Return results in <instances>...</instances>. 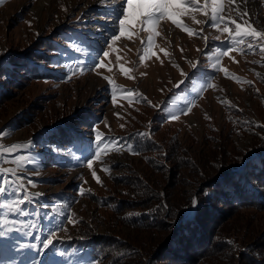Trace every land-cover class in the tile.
I'll use <instances>...</instances> for the list:
<instances>
[{
	"label": "rangeland",
	"instance_id": "374dc122",
	"mask_svg": "<svg viewBox=\"0 0 264 264\" xmlns=\"http://www.w3.org/2000/svg\"><path fill=\"white\" fill-rule=\"evenodd\" d=\"M244 8L241 4L240 11ZM247 9L254 26L264 30L262 0L249 3ZM232 16L235 18V11ZM195 17L201 21L207 18L202 12H196ZM114 20L109 7L99 0H4L0 4V61L12 54L13 48H32L43 37L53 39L63 48L62 53H57L61 54L58 64L49 67L58 80L33 81L14 89L13 97L0 102V129L5 133L14 129L0 139V144L8 146L32 141L30 148L0 156V168L15 169L17 165L13 160L16 156L27 158L22 168L17 169L23 176L21 191L14 193L9 186L10 190L0 195V221L4 222L0 224V264H95L80 246L69 243V233L77 221L87 227L95 225L98 234H114L120 241L135 242L143 235L155 239L157 234L154 231L139 232L122 223L109 227L106 216H111V209L104 208L96 199L116 189L121 191L125 185L133 186L132 174L143 176L144 183L152 190L161 185L155 180L161 177L160 174L149 166L151 161L146 162L147 154L127 150L126 146L131 144L126 136L132 129L145 132L151 127L159 137L175 134L186 155L198 158L206 142L210 147L219 148L227 135L233 147L242 150L248 146L253 132L238 126L239 121L233 115L235 108L238 116H249L258 124L263 121L264 63L256 61L264 59V55L259 51L240 54L233 50L229 56L221 57L219 66L214 69L211 64L215 62V49L226 50L222 41L227 34L209 25L197 24L191 16H186L182 18L183 22L195 31L203 29L202 34L190 37L170 21H162L156 30L160 35L153 34L151 45L157 55L149 54L141 63L139 56L148 47L142 44V39H146L149 33L138 31L136 18L130 17L126 21L124 37L111 42L112 46L108 47L106 41H111L114 34L119 35L118 21L113 23ZM129 35L132 39L128 38ZM217 36L220 39H216ZM77 47L82 50L78 51ZM102 50L108 51L109 57H103ZM97 53L100 54L97 62L103 60L107 67L97 69L92 64V56ZM57 54L52 55L56 57ZM209 56L213 58L209 59ZM197 61V75L180 89H173V85L183 79L181 70L191 73V63ZM121 65L135 71L122 72ZM220 68L231 76L225 77ZM105 77L113 80L116 86L115 104L113 85ZM206 81L213 87H207ZM120 87L136 92V99H125L128 93L120 92ZM165 100L168 101L165 110L154 107ZM189 102L190 111L185 109L188 114H180L179 110ZM85 107H90L98 119L92 128L79 130L85 140L84 146L95 148L97 134L118 141V144L107 145L109 151L102 159L94 160L91 170L84 157L91 159L92 156L80 151L81 144L78 143L74 150L60 153L51 149L55 152L52 156L47 150L51 146L45 138L59 117L73 115ZM169 112L178 114L179 119L170 120ZM156 122L158 127L154 126ZM121 145L124 146L122 150H115ZM93 170L100 183L93 178ZM189 172L180 174L185 183L177 185L174 190L176 195L181 191L189 193L187 198L192 199L194 194L190 192L197 181L190 182L195 177ZM165 180L164 184L167 183ZM81 189L85 193L91 192V196L80 195ZM171 189L168 185L164 187L166 191ZM25 191L31 201L14 210L15 201L22 199ZM70 214L75 224L69 222ZM251 224L264 235V211L256 213ZM53 233L52 249L37 255L35 250L26 247L40 245L41 240Z\"/></svg>",
	"mask_w": 264,
	"mask_h": 264
},
{
	"label": "trees",
	"instance_id": "16d2710c",
	"mask_svg": "<svg viewBox=\"0 0 264 264\" xmlns=\"http://www.w3.org/2000/svg\"><path fill=\"white\" fill-rule=\"evenodd\" d=\"M41 40L32 48H13V53L0 61V102L13 97L14 89L33 81L58 80L49 67L58 64L61 54L57 53L63 48L51 38ZM262 100L264 109V95ZM233 111L238 126L253 132L242 150L233 147L227 135L219 148L206 142L194 158L186 155L175 134L159 137L149 127L145 132L132 129L126 136L137 153L147 154L146 162L151 161L149 166L160 174L155 180L161 185L152 190L143 176L132 174L133 186L125 185L121 191L116 189L96 199L111 209V216H106L109 227L122 223L139 232L154 231L155 239L143 235L135 242L120 241L114 234H98L95 225L87 227L77 221L69 233V243L80 246L95 264H264V235L251 226L256 213L264 211V118L258 124L249 116L236 115L237 108ZM97 119L90 107L59 117L45 134L51 146L47 150L53 156L74 150L78 143L84 146L79 130L92 128ZM186 171L195 177L191 183L197 181L190 193L198 204L190 214L189 193L176 195L174 190L184 182L180 174ZM167 185L171 191L164 190ZM86 194L91 196V192Z\"/></svg>",
	"mask_w": 264,
	"mask_h": 264
},
{
	"label": "snow or ice",
	"instance_id": "6c2138e0",
	"mask_svg": "<svg viewBox=\"0 0 264 264\" xmlns=\"http://www.w3.org/2000/svg\"><path fill=\"white\" fill-rule=\"evenodd\" d=\"M3 2L4 0H0V4H2ZM99 2L102 5H106L109 7L110 11L115 16V20L113 21V23H116L118 21L119 35L114 34L111 36V41H106L108 47L112 46L111 42L117 41L124 37L126 31V21L129 20L130 17L134 16L136 18L138 31L149 33L146 39H142V44H147L148 47L144 49V54L139 56V60L141 63L149 54L152 56L157 55L156 52L152 50L151 45L153 43V34L160 35V33L156 30L162 21H170L171 24L176 28H179L182 31L188 33L190 37L193 35L200 36L202 34L203 29H201L200 31H195L183 22L182 18L186 16H191L193 21L197 24L209 25L212 28L218 29L227 34L225 41H222V43H224L225 45L226 50L215 49V62L211 64V67H213L214 69L219 66L220 58L223 56H229L233 50L238 51L240 54L256 53L257 51H259L262 55H264V30L258 29L256 26H254L252 17L247 9V5L249 3L255 2V0H203V3H201L200 0H99ZM262 3H264V0H262ZM241 4L245 6L244 11H240ZM233 11H235L236 13L235 18L232 16ZM196 12H202L207 18L203 21L196 20ZM238 20L240 22H238ZM128 38L132 39V35H129ZM215 38L220 39L219 36ZM77 50L81 51L82 49L77 47ZM83 50L87 51L86 49ZM161 51H164V49H161ZM182 51L183 49H181V52ZM198 51L200 50L198 49ZM102 53L103 57L105 58L109 57L110 55L108 51L102 50ZM99 55L100 54L97 53L96 56H92V64L97 69L107 67V65L103 63V60H99V62H97L99 59ZM165 55L169 56L170 58L169 53L165 52ZM157 58L159 57L157 56ZM208 58L212 59L213 57L209 56ZM117 60L119 61V57H117ZM161 63H163V61H161ZM256 63H264V59L256 61ZM191 68L193 69L191 73H185L183 72V70H181V76L183 77V79L177 82V84L173 85V89H180L181 86L186 84L191 77L197 75L199 71V62L197 61L191 63ZM89 70H91V67ZM219 70L224 72L225 77L231 76V74L228 73L227 70L223 68H220ZM79 71L82 73L83 68L79 69ZM121 71L127 73L129 71H135V69H128L121 65ZM141 75L144 74L141 73ZM105 79L108 80L109 84L113 85V102L115 104V92L117 90L116 86L113 80H110L107 77H105ZM201 79H203V77H201ZM236 79L239 80L238 77ZM206 86L213 87V85L207 83V81ZM118 90L120 92L128 93L124 97L125 99H136V92L124 89L123 87H120ZM169 91L171 92L172 90ZM148 103L151 104V101H148ZM167 103L168 101L165 100L161 102V104L154 105V107L163 111L165 110L164 105H166ZM185 109L190 111L191 102L185 104L183 108L179 110L180 114L187 115L188 111H185ZM116 115L119 116L118 113ZM168 116L169 119L173 121L179 119V115L173 114L172 112H169ZM206 118L210 119V117L207 116ZM13 130L14 129H11L8 133H5L2 129H0V139H2L5 135L10 134V132ZM138 135L148 136L149 134L138 133ZM31 143L32 141L30 140L27 143H13L8 146L0 144V156L12 154L21 148H30ZM94 144L95 148H91V146H83L80 149L82 153L88 152V154L92 156L91 159L84 157L87 160V167L90 170L93 168L94 160L102 159L103 154L109 151L107 145L118 144V141L110 140L102 134H97ZM102 145H104L105 147H101ZM123 147L124 146L121 145L120 148H117L115 150H122ZM126 147L128 151H135V148L132 145H127ZM26 160L27 158L24 156H16L13 160V163L17 165V168H0V173L4 174L3 176H0V195H4L5 193H7L10 190L9 186H11V191L14 193H18L21 191V188L23 187V176L20 175L17 169L22 168ZM104 170L107 171V169ZM92 176L97 180L98 183L101 182L100 178L97 176L94 170L92 171ZM12 177H15V179H12ZM29 183H31V181H29ZM79 194L85 195L86 193L83 189H81L79 191ZM33 195L40 194L34 193ZM30 201L31 196L27 191H25L23 198L17 199L15 201L14 210H16L19 205L25 204ZM191 204L192 207H196L198 204L197 199L192 198ZM69 222L72 224L76 223L74 219H71V214L69 216ZM3 223V221H0V224ZM29 235H31V233H29ZM54 235V233L50 234L46 239L41 240L40 245L31 244L27 245L26 247L35 250L37 255H39V253L46 252L47 250L54 247ZM36 239L39 240L40 238L37 236ZM41 264H43V262H41Z\"/></svg>",
	"mask_w": 264,
	"mask_h": 264
},
{
	"label": "water",
	"instance_id": "95a60500",
	"mask_svg": "<svg viewBox=\"0 0 264 264\" xmlns=\"http://www.w3.org/2000/svg\"><path fill=\"white\" fill-rule=\"evenodd\" d=\"M192 208H193V207H191V208L188 210L187 214H190V213H191Z\"/></svg>",
	"mask_w": 264,
	"mask_h": 264
}]
</instances>
